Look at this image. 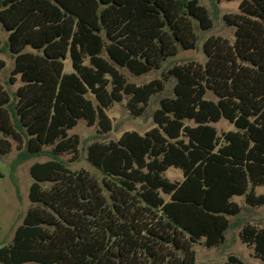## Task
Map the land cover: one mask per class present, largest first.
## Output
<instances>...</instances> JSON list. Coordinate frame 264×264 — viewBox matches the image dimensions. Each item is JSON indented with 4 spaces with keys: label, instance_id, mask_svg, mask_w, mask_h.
<instances>
[{
    "label": "trees",
    "instance_id": "16d2710c",
    "mask_svg": "<svg viewBox=\"0 0 264 264\" xmlns=\"http://www.w3.org/2000/svg\"><path fill=\"white\" fill-rule=\"evenodd\" d=\"M225 1L239 3L223 17L231 39L209 37L203 63L177 65L214 26L198 0H0L7 86L18 84L0 85V157L15 150V169L48 159L30 168L32 205L0 264H196L194 245L225 244L242 213L235 198L264 207V0ZM157 71L166 72L141 86L124 73ZM155 98L152 130L87 147L101 179L69 168L80 162L70 134L80 122L108 135L116 104L140 118ZM223 120L234 129L219 134ZM172 168L181 182L166 177ZM239 237L264 264V226Z\"/></svg>",
    "mask_w": 264,
    "mask_h": 264
},
{
    "label": "rangeland",
    "instance_id": "374dc122",
    "mask_svg": "<svg viewBox=\"0 0 264 264\" xmlns=\"http://www.w3.org/2000/svg\"><path fill=\"white\" fill-rule=\"evenodd\" d=\"M201 5L209 9L211 19H213V29L205 33L204 39L197 41V48L193 51L179 52L170 64H179L181 61H194L196 63L204 62L203 43L209 37H222L231 39L232 30L223 22L224 15H235L238 12L239 3L227 2L225 0H198ZM199 37L200 33L195 32ZM0 36L5 43L7 34L0 27ZM0 60L4 61L6 66L0 74V85L8 91L13 92L17 89L18 84L7 86L10 73L13 68V60L5 53L0 52ZM66 73L72 71L70 61H66ZM166 71H157L147 76L134 77L124 72L128 81L137 86L147 84L153 80H160L162 74ZM174 83L171 81L165 85V93L163 97H171L173 95ZM160 98L153 99L147 113L140 118L133 117L126 107V101L116 104L109 112L108 117L112 121L113 130L108 135H100L98 127H87L84 122H80L78 126L70 133L77 135L81 140L80 146V162H74L69 165L73 172L85 171L91 176L101 179V175L86 161V150L94 142L118 141L126 132H137L141 135L152 130L155 127L153 113L159 108ZM219 134L232 131L234 128L226 121H221L215 125ZM17 158L15 150L6 158L0 157V248L9 244L13 238V234L24 219V216L31 208L29 201V189L33 183L30 176V168L35 163H43L48 161L45 157L35 158L24 162L13 168L12 164ZM70 157H66L65 161H70ZM72 161V160H71ZM16 170L15 172H13ZM166 177L174 182H181L183 175L179 170L170 169ZM257 195H264V187L257 189ZM236 203L242 207V213L236 218H231V229L227 233L225 244L218 249L208 250L203 245H194L196 264H225L229 256H235L245 264H262L260 260L254 257L252 249L244 245L240 240V233L247 224L261 228L264 226V207L253 209L245 205L243 198H235Z\"/></svg>",
    "mask_w": 264,
    "mask_h": 264
}]
</instances>
